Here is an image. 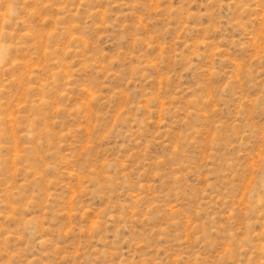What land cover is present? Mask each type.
Here are the masks:
<instances>
[{
  "label": "rangeland",
  "instance_id": "rangeland-1",
  "mask_svg": "<svg viewBox=\"0 0 264 264\" xmlns=\"http://www.w3.org/2000/svg\"><path fill=\"white\" fill-rule=\"evenodd\" d=\"M0 264H264V0H0Z\"/></svg>",
  "mask_w": 264,
  "mask_h": 264
}]
</instances>
